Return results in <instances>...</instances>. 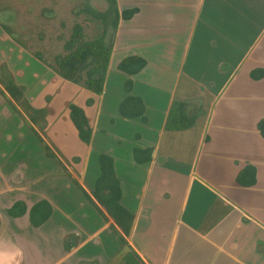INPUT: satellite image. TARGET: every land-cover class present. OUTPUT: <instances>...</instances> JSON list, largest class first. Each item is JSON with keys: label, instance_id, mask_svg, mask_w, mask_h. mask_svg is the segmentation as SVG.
Returning a JSON list of instances; mask_svg holds the SVG:
<instances>
[{"label": "crops", "instance_id": "crops-1", "mask_svg": "<svg viewBox=\"0 0 264 264\" xmlns=\"http://www.w3.org/2000/svg\"><path fill=\"white\" fill-rule=\"evenodd\" d=\"M117 5L137 11L119 19L110 40L105 37L112 54L100 94L52 77L32 56L15 66L22 52L14 53L13 45L0 52V63L25 87L32 108L25 113L6 91L0 95V264H123L119 228L71 179L92 197L102 152L114 159L121 203L134 215L127 241L145 264H264V138L257 130L264 118V75L251 76L264 71V0ZM128 55L147 61L132 76L130 92L143 100L144 119L119 113L128 93L127 75L117 65ZM56 80L68 93L63 105L77 103L90 122L89 144L77 134L80 151L44 134L59 119L41 111ZM173 101L196 115L192 126L165 128ZM134 149H151L150 160H135ZM246 164L256 169L253 186L236 181ZM41 199L52 212L38 227L27 213H6L17 200L30 208Z\"/></svg>", "mask_w": 264, "mask_h": 264}, {"label": "trees", "instance_id": "trees-1", "mask_svg": "<svg viewBox=\"0 0 264 264\" xmlns=\"http://www.w3.org/2000/svg\"><path fill=\"white\" fill-rule=\"evenodd\" d=\"M109 4L107 11H99L92 7H87V12L100 19L104 24L111 22L113 30L116 29L120 18L129 19L136 13L137 8L119 10L117 0H106ZM106 28L92 38H86L80 24L74 25L70 37L64 43V54L58 55L55 59V72L63 79L82 85L95 94H100L104 88V82L112 54V44L105 42ZM147 64L145 58L139 55H128L117 65L119 71L127 75L124 83L125 91L128 95L119 104V113L125 118L141 117L144 119L145 106L143 100L131 94L133 86L132 76L139 73ZM263 70L253 71V78H261ZM7 94L18 104L25 105V112L32 109L25 100V87L18 85L14 80H10L4 85ZM0 93L6 96L0 89ZM93 99H88L87 104H91ZM71 121L77 130L79 138L89 144L92 136V128L88 123V117L84 109L74 103H68ZM195 114L186 111V104L182 101H173L165 128L167 130H183L193 125ZM257 130L264 138V118L257 123ZM40 140L41 138L38 137ZM45 153L48 157L55 158L47 145H44ZM151 149H134V158L137 161L150 160ZM140 154H144L140 158ZM58 161V159H56ZM100 175L97 178L94 188L91 190L92 197L79 184L71 178L83 195L102 214L98 204L102 206L107 214L112 218L114 224L119 228L115 230L123 264H145L137 252L127 241L130 234L134 215L121 203L122 188L119 178L115 172L114 159L110 154L100 153L99 157ZM236 181L241 186H253L256 182V169L254 165L246 164L237 174ZM97 202V203H96ZM52 206L46 199H41L30 208L24 201L17 200L11 207L6 209V213L11 217H20L28 214L29 222L38 227L42 225L51 215ZM114 229V226H111Z\"/></svg>", "mask_w": 264, "mask_h": 264}, {"label": "rangeland", "instance_id": "rangeland-1", "mask_svg": "<svg viewBox=\"0 0 264 264\" xmlns=\"http://www.w3.org/2000/svg\"><path fill=\"white\" fill-rule=\"evenodd\" d=\"M87 7L107 11L109 4L106 0H0V52L4 49L5 53L7 48L13 45L14 53H16L15 49L22 52V55L15 61V66H22L23 60L32 56L46 64L52 70L46 69V71H49L52 77H56L55 59L58 55L65 53L64 43L69 39L74 25L80 24L82 26L86 38L96 36L104 28L107 30L105 37L108 40L111 38V22L104 24L100 19L92 17L87 12ZM10 80H13L11 70L4 62H1L0 89L5 91L4 85ZM57 81H52L48 87L43 97L45 104L41 111L50 116L56 115L59 119L57 127L53 128L51 132L44 130V134L51 141H55L56 136L59 139L62 138L68 143L67 147L77 148L80 151V143L82 142L78 139L76 129H74L67 110L68 103L74 102L67 100L65 101L67 107L63 105L64 98L67 97L68 93L64 92V86H62L64 90L61 91ZM76 84L82 86V83ZM53 97H56V100L59 99L55 105L51 103ZM74 104L78 105L77 103ZM19 107L25 112V105ZM39 123L38 125L42 124L41 121ZM88 123H90L89 120ZM76 143L78 146L75 145ZM57 146L59 154L68 157L69 152L66 149H61L59 145Z\"/></svg>", "mask_w": 264, "mask_h": 264}]
</instances>
